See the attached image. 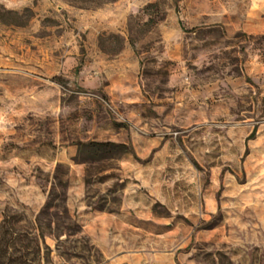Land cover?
I'll return each instance as SVG.
<instances>
[{"label":"rangeland","instance_id":"1","mask_svg":"<svg viewBox=\"0 0 264 264\" xmlns=\"http://www.w3.org/2000/svg\"><path fill=\"white\" fill-rule=\"evenodd\" d=\"M3 251L264 264V0H0Z\"/></svg>","mask_w":264,"mask_h":264},{"label":"crops","instance_id":"2","mask_svg":"<svg viewBox=\"0 0 264 264\" xmlns=\"http://www.w3.org/2000/svg\"><path fill=\"white\" fill-rule=\"evenodd\" d=\"M81 187H79V190H81V192L80 191L79 192H71V194L69 195V200H68L69 207L73 211L78 212L79 217H80L81 221L83 222V225H82L83 229L88 233H93V235H92L93 242L105 250V247L103 246L102 237L99 235L100 233L106 231V226L101 223L102 220L105 219V216L101 213H93L89 210L90 207L87 205V203L85 202V200L83 198L84 193H83ZM91 219H93L94 223L88 224V221ZM128 260L129 261L126 263H122L121 261H123V260H120V261L118 260V262H117V260H114V261H112L111 264H137L135 262V259H133L131 257H129ZM167 263L171 264L170 262H167ZM151 264H155V263H151Z\"/></svg>","mask_w":264,"mask_h":264},{"label":"trees","instance_id":"3","mask_svg":"<svg viewBox=\"0 0 264 264\" xmlns=\"http://www.w3.org/2000/svg\"><path fill=\"white\" fill-rule=\"evenodd\" d=\"M84 2H94L96 0H83ZM82 148H89L92 150H102L105 152L120 151L122 153L129 152V146L125 143H115V142H100V141H88V142H79V150ZM5 251L3 254H0V264H4L3 257H5Z\"/></svg>","mask_w":264,"mask_h":264}]
</instances>
